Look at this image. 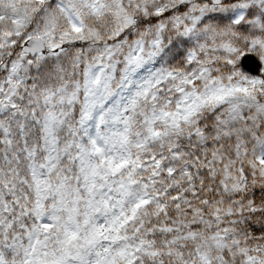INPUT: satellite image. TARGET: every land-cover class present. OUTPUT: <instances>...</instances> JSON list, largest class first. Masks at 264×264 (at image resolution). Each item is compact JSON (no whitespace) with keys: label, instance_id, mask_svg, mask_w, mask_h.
Wrapping results in <instances>:
<instances>
[{"label":"snow or ice","instance_id":"obj_1","mask_svg":"<svg viewBox=\"0 0 264 264\" xmlns=\"http://www.w3.org/2000/svg\"><path fill=\"white\" fill-rule=\"evenodd\" d=\"M0 264H264V0H0Z\"/></svg>","mask_w":264,"mask_h":264}]
</instances>
